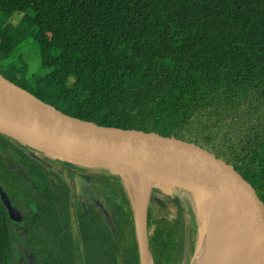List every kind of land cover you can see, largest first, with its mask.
<instances>
[{
    "label": "trees",
    "instance_id": "trees-1",
    "mask_svg": "<svg viewBox=\"0 0 264 264\" xmlns=\"http://www.w3.org/2000/svg\"><path fill=\"white\" fill-rule=\"evenodd\" d=\"M14 29L25 35L15 41ZM26 38L40 64L54 70L46 79L28 74L26 61L16 66ZM1 59L18 81L9 80L66 114L244 150L264 177V0H0ZM21 145L0 135V264H141L134 208L119 173L56 157L68 166L53 172ZM76 174L94 200L75 192ZM177 186L151 181V264H190L196 251L198 198ZM168 203L175 209L161 208Z\"/></svg>",
    "mask_w": 264,
    "mask_h": 264
},
{
    "label": "water",
    "instance_id": "water-1",
    "mask_svg": "<svg viewBox=\"0 0 264 264\" xmlns=\"http://www.w3.org/2000/svg\"><path fill=\"white\" fill-rule=\"evenodd\" d=\"M0 135L52 157L119 173L134 208L141 264L144 259L150 262L145 215L151 181H167L165 177L187 180L229 197L238 216L252 222L247 248L236 264H264V177L240 153L185 133L71 116L1 73ZM122 173L150 177L143 218L140 195L138 208ZM164 191L175 194L171 188ZM2 201L10 217L19 222L20 213L6 195Z\"/></svg>",
    "mask_w": 264,
    "mask_h": 264
},
{
    "label": "bare ground",
    "instance_id": "bare-ground-1",
    "mask_svg": "<svg viewBox=\"0 0 264 264\" xmlns=\"http://www.w3.org/2000/svg\"><path fill=\"white\" fill-rule=\"evenodd\" d=\"M122 175L127 187L134 184V178L137 177V187L134 186L135 192L132 194V198L139 208L136 201L140 195L142 207H140V217H142L150 189V177L131 173H122ZM164 179L192 184L190 181L174 177H165ZM213 197H217L218 201L212 204ZM204 202L212 220L207 224L206 231H202V239L205 242L201 245L202 249L193 255L190 264H236L244 254L251 237V220L238 216L236 206L232 210H228L227 206L232 202L225 195L208 191ZM142 264L151 263L144 259Z\"/></svg>",
    "mask_w": 264,
    "mask_h": 264
},
{
    "label": "rangeland",
    "instance_id": "rangeland-1",
    "mask_svg": "<svg viewBox=\"0 0 264 264\" xmlns=\"http://www.w3.org/2000/svg\"><path fill=\"white\" fill-rule=\"evenodd\" d=\"M26 23H20V25L18 27H21L24 31H26V35L27 34H31L33 32V28L32 27H25ZM18 29V30H13L11 34H9V36H12L14 38L15 41H17L18 39H21L23 37V35H25V32ZM17 54L21 55V61L19 62V65H16L17 68L20 70L23 68L24 65H22V62L26 61L28 62V74L30 75H34L35 78L38 77H42L44 79H46L47 77H49L50 74H52V72H54V70L52 68L49 67H44L40 64L39 62V58H38V50H37V46L35 44H33V42L30 41V38H26V40L24 41L23 45H20V47L17 49ZM11 57H13V60L15 62L18 63L17 61V57L13 54H11ZM2 61L4 62L3 59L0 60V73L2 75H4L7 78H11L13 81H18L16 78H14L9 72H7L6 68H3L2 65ZM8 66H11L13 63L8 60ZM12 81V82H13ZM70 81V78H68L67 82ZM31 93V92H30ZM241 132H246L245 129H243ZM235 144L237 145L236 141ZM29 156L37 159L40 163L44 164L45 167H47L48 169H50L53 172H58L60 174H64L65 170L67 169V164L65 162L59 161L58 159H56L55 157L49 156L39 150H35L33 148H30L28 146H24L23 144L20 146ZM238 147V146H237ZM239 148V147H238ZM237 148V149H238ZM242 150V149H241ZM244 150L241 151V154H244ZM71 167L76 168L77 165L75 164H71L69 165ZM23 170V172L25 174H28L27 171L24 168H21ZM36 176H38V174H36ZM75 183H74V190L77 194H80L81 196L88 198L90 200H94L96 198L95 193L91 190V188L88 186L87 184V179L85 177H83L80 174H76L75 175ZM162 182H164L166 185H178L177 186V190L180 193H184L185 192V188L187 189H191L192 192L197 196L198 198V203H197V208H196V220L198 223V228H199V237L197 240V245H196V251L194 253V255L200 251L202 249V244L205 242L202 239V231H206V226L207 224L210 222V220H212L210 213L207 211V207L205 206V197L207 194V191L205 189H203L200 185L197 184H185L184 182H174V181H164L161 180ZM134 186L137 187V177L134 178V184H130L128 186V190L130 192V195L132 197V194L135 192L134 191ZM180 189H184V190H179ZM218 198L217 197H213L211 199L212 204L217 202ZM157 204L160 206V203L158 201H156ZM165 210H174L175 207L168 203V204H162V207ZM233 208H235V205L233 204H228L227 209L228 210H232ZM140 215V213H139ZM144 216H142L143 218ZM201 233V234H200ZM200 242V243H199Z\"/></svg>",
    "mask_w": 264,
    "mask_h": 264
}]
</instances>
